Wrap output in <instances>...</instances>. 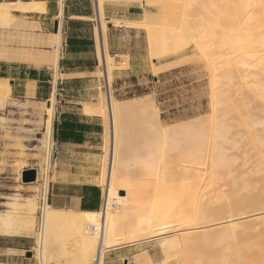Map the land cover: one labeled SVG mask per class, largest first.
Listing matches in <instances>:
<instances>
[{
    "label": "bare ground",
    "instance_id": "6f19581e",
    "mask_svg": "<svg viewBox=\"0 0 264 264\" xmlns=\"http://www.w3.org/2000/svg\"><path fill=\"white\" fill-rule=\"evenodd\" d=\"M95 1L98 61L107 66L110 79L112 69H108L110 68L108 64L114 63V57L106 49L104 40L107 23H111L112 20L107 19L104 14V4L107 0ZM186 1L184 0V3ZM235 1L238 4L233 10L229 7L234 3L231 6L228 4L229 11L227 9L221 11L224 22L221 21L223 19L217 20L223 24L222 31L218 32L211 27L212 30L207 32L208 40L219 42L224 49L210 57L208 61L211 68L210 81L214 90L211 92L213 113L209 118L208 128L204 127L202 122H191L182 125L178 131L171 134L160 120L158 107L151 99L153 97L145 101H139L134 97L127 103L118 100L113 91L111 99L107 100L106 106L102 108L86 103L82 112L86 115H103L109 129L106 134L107 159L101 178L105 186L103 208L95 211L56 208L48 201L56 114L55 85L51 98L42 102L48 138L43 185L39 192L36 190L39 193L37 195L12 194L10 206L0 211V235L25 238L37 236L39 249L33 255L39 258L41 264H61L59 261L54 263L53 259L62 255H67L73 260L69 256L72 254L73 245L79 247L77 253L79 264H104L106 250L115 246L116 241L128 243V239L143 235L150 228L161 235L160 245L166 255L165 261L168 258L170 260L172 254L181 246L185 247V244L205 243L203 244L205 251L209 244L212 247L216 244L219 248L216 252L214 248L208 249L209 253L215 252L211 256L207 255L208 251L205 254L202 248L200 251L194 248L199 251V255L201 251L207 255V257L204 254L200 255L201 258L207 259L206 262L205 258L204 262L196 259L202 264H264V0ZM222 2L226 0H221ZM141 3L144 7L148 6L146 0H142ZM227 3L229 2L222 4L224 8L227 7ZM59 5L61 8L59 18H62L64 0H59ZM211 7L213 17L216 14L220 19L217 7L213 4ZM15 11L45 12L46 2L36 0L0 2V40L5 26L15 22L18 24ZM165 11L167 13L160 21L153 19L147 12L143 19L127 20L125 23L135 28L141 24L146 25L152 50L167 55L196 40L193 30L187 23L184 24L186 22L184 19H182L184 22L178 23L174 11L169 8ZM62 20L58 21V30L53 33L54 49L27 48L20 56L24 63L37 67L52 65L56 72L58 71L64 42ZM113 22L117 25L123 24L121 20ZM21 24L25 27L30 26L27 23ZM257 47L262 48L260 55L255 54ZM1 53L6 57V52ZM234 53L235 57L232 56ZM220 63L223 66L219 68ZM171 65L167 63L166 67ZM153 68L157 73L160 70L156 64ZM220 76L223 81L218 79ZM235 82L240 85L235 87L240 93L237 92L239 95H235L237 98L234 96V103L233 95L230 94H236L233 93L235 90H231L234 89ZM12 86L7 77H0L1 109L6 108L5 102L12 94ZM227 96L229 99L232 98L231 101L234 103H231L232 109L229 110L236 113L249 142L255 149V154H251L256 156L255 162L253 161L255 158L251 157L250 151L245 148L246 150L241 153L243 160L235 166L237 159H241L238 150L240 147L237 146L242 144L238 142L241 140L237 141L233 137H239L240 133L235 132L232 138L230 137L232 132L230 136L227 135L233 127L226 123L227 118L231 117L228 111L223 109L225 112L221 113L216 107L218 103H223V98ZM136 110L151 118L145 129L144 139L141 136H134L131 131V119L138 113ZM216 112H220L218 116ZM256 114L262 116L261 119H257ZM241 136L244 138V135ZM228 140L233 147H237L239 155L236 154V159L229 153L230 148L226 145ZM141 150L144 153L138 154ZM170 151L172 155L175 152V159L171 160L175 165L170 161L171 158L168 159ZM169 162L172 166H169ZM135 166L140 167L143 173L139 184L133 182L131 175ZM234 169L239 172V179L234 176ZM222 177L231 178L228 191L222 189L220 185L217 186L218 180ZM170 181L178 187L177 191L171 194L168 189ZM39 211L41 215L37 235L34 225ZM50 244L57 247L55 251H49ZM140 256L142 258L144 255ZM146 256L150 260V253H146ZM136 259L138 263V256ZM125 263H128V260Z\"/></svg>",
    "mask_w": 264,
    "mask_h": 264
},
{
    "label": "rangeland",
    "instance_id": "374dc122",
    "mask_svg": "<svg viewBox=\"0 0 264 264\" xmlns=\"http://www.w3.org/2000/svg\"><path fill=\"white\" fill-rule=\"evenodd\" d=\"M141 1L142 0H107L105 1V3L107 2L121 6L139 4L143 7L140 20L146 16L147 12H149L153 19H155L156 21H160L165 16V13H167L165 9L169 8L172 12L174 11V15L178 17V23H181L182 19L186 21L182 22H184V24L187 23V26L189 25L190 29L193 30L192 33L196 41L189 43L181 50L172 51L167 55L160 54L154 49L152 50L153 47L149 42V30H147L148 28L146 25L141 24L138 28H135L128 26L125 23V21L127 20H121L119 18L110 19L112 20L111 23L114 24L115 28H120V26H124L123 28H132L135 30L132 35H122L121 37L116 38L115 45L117 50L116 52L110 51L107 43V33L108 26H110V22L107 23L104 41L106 43V49L114 57V63H109L108 67L110 65V68L108 69H112V78L110 79H112V82L114 84L115 97L118 100L125 101L127 103L131 102L130 99L134 97L137 98V100L139 101H145L148 98L153 97L151 99L155 101L158 107L160 120L168 128L171 134H173L175 131H178L182 125L191 122H202L204 124V127L208 128L210 125L209 118H211V114L213 113V102L211 92H214L210 81L211 68L208 61L210 57L219 54L224 49L222 46H220L219 42H212L208 40L207 32L212 29H216L218 32L222 31L221 25H223L222 22H224V19L221 11L224 12V9L225 11L226 9L228 10V4L229 6H231L234 3L233 6H231L232 9L231 7H229L230 10H233L238 4H236L237 1L226 0V2L229 3H227V7L225 8L222 4L226 2L221 3V0H187L186 2L188 4L186 2L185 4L184 0H146L148 4V6L146 7L142 5ZM153 3L156 5H153ZM184 4L186 6H184ZM212 4L215 5V7H217V9L219 10L220 19H218L219 16L216 17V14L213 17V13L211 12ZM219 4L222 6H219ZM26 14L29 13H24L20 16L15 14L18 19V24H15V22L9 26H5V28L3 29V37L0 40V55H2V51L6 52L7 55L6 57L2 55V57H0V61L23 62L20 56L23 52H25V49L27 48L42 47L47 50L54 49L53 33L50 34L51 32H54V30H43V32L41 31L39 33L38 31L41 30V24L39 22H35V18L33 17L28 18ZM115 20H121L123 21V24L117 25L113 22ZM217 20H221L222 22H218ZM21 23H27L30 26L25 27ZM198 44L199 46H196ZM98 46L99 45L97 42V54L99 58ZM257 49L258 50L255 54L260 55L262 52V48L257 47ZM232 56L235 57L236 53H234ZM152 57L156 58L153 59ZM183 59L184 61L182 62ZM179 61H181V63ZM167 63L172 64L171 67H166ZM135 64L137 66H135ZM154 64H156V67L160 69L158 73L154 72ZM44 66H47L48 68H50V70L54 72L55 87V85L57 84V78H64L65 76L60 74L59 69L56 72L55 68L52 65ZM218 66L220 68L223 65L222 63H220ZM247 66L251 68L249 65ZM10 72L14 73L13 70ZM221 72L222 71H220L219 69V73ZM97 75L102 79L103 72L101 64L99 66V71ZM218 79L223 81L222 76L218 77ZM234 81L237 82V79H235ZM9 83L12 85L10 81ZM238 85L239 84L237 83L236 85L234 84V89L232 88L231 90L234 91L235 87H240V85ZM237 92L240 93V91L235 90L233 93L236 94H230L231 96L233 95V100L232 98L229 99L230 97L227 96L225 97L227 101H224L225 98H223V103H218V105L216 106L221 113L225 112L224 110L228 111L229 116L231 117L230 119L227 118L226 123H228V125H233V127L227 135L230 136V133L232 132V135L230 136L232 138L235 132L239 131L240 133L238 135L239 137L235 135V137H233L237 139V141L241 140V142H238L239 144H242L240 146H237L238 148L240 147V149L238 150L240 152L241 159H237V161L235 162V166H238L239 163H241V161L243 160L241 153L244 150H249V155L255 154V149L249 142L248 136L245 133L246 131H244V128L240 124V120L237 118L236 113L232 110H229L232 109V104L235 103V97L239 95V93L237 94ZM29 96V93L28 96H16L13 94L12 91L11 96L5 102L6 108H0V211L5 210L10 206L9 201L12 199V194L37 195L39 194L37 192H39V189L42 187L44 182V164L48 156V138L46 135V114L44 110V104L42 102L47 100H37ZM106 102L107 97L102 89L101 81V86H99V97L97 101L91 102V104L96 107L99 106L98 108H102L103 106H106ZM86 103L90 102H85L84 105ZM59 106L60 102L58 98L56 99L55 118L60 110ZM136 111L138 113L131 119V131L134 136H141V138L144 139L145 129L149 125L148 123L151 122V118L149 116L143 115L142 113H139V110ZM220 112H216L217 116ZM259 115L256 114L257 119H261L262 116ZM101 118L103 119L105 125L104 144L102 145L100 154L93 156V158L89 160L88 166L89 169L95 171L96 176L92 178V182H96L101 186L103 190L104 200L105 186L102 184L101 178L105 159H107V150L105 149L108 148L106 134H108L109 131L107 130L109 129L105 117L102 115ZM241 135H244V138ZM53 139L54 143L51 149V166L49 169V180L51 187L57 179L66 180L68 174L72 172V168L70 166L66 165L63 161H61L60 158H57L60 148L57 143L56 135H53ZM226 143V145H228V147L230 148L229 153L233 155L232 158L236 159V154L239 155V152H237V147H233L229 140ZM172 151H170V153ZM143 153L144 151L141 150L138 154ZM174 153L175 152H173V155L172 153L169 155L168 159L171 158L170 161L172 159V161H174ZM252 156L254 158L256 157L254 155H251V157ZM255 160L256 158L253 161L255 162ZM171 162L168 163L169 166H172L173 163V165H175V162H172V164H170ZM251 162L249 163V165H251ZM254 162L252 163V165L254 164ZM28 169H35L36 172L38 171L36 180L29 182H25L23 180V173L25 170ZM132 169L133 170L131 175L133 178V182L135 184H139L143 177L142 170L138 166H135ZM233 173L234 176L239 179V172L237 171V169H234ZM248 175L249 174H247V177H249ZM230 180L231 178L222 177L218 180L217 186L220 185L222 186V189L228 191L230 189L231 184ZM170 183L171 184L168 185V189L171 194L173 191H177L178 187H176L173 182L170 181ZM36 190L38 191L36 192ZM39 202L41 203V201ZM40 203L39 205H41ZM102 208L103 206L100 209ZM40 215L41 213L39 211L37 213V220L34 225V231L36 232V234L39 232ZM160 236L161 235L158 232L154 231L153 228H150L148 229L147 233L132 238L133 240L128 239V243L122 244V241H116L115 246L106 250L104 264H106V260L109 259V250L125 245L128 246L129 251L127 253L126 259H124L123 264H197L201 263V261L204 262L203 259L207 257V255L211 256L213 255V253L215 254L216 249L219 248L216 246V244L213 247L210 246V244H207L209 248L206 246V250L208 251V249L212 250L214 248L215 252L213 251V253H209L208 251L209 254L205 255L207 252L204 250L205 248H203V244L205 243L185 244V247L181 246L182 249L180 247L177 252H174L175 254H172L170 260L168 258L165 261L164 259L166 258V255L160 245ZM71 243L75 244L73 241H71ZM18 246L22 249H29L30 251H32V254H35L38 252L39 249L38 237L36 236L35 238H25L6 237L0 235V259L5 262L11 261L13 256L19 254L24 255L26 257H33L34 263L36 261L35 264H41L38 257H35L34 255L28 256L27 252H25L24 250L14 249ZM55 248H57L55 247V245L50 244L48 249L51 252L55 251ZM194 248L199 249V251L202 248L203 250H201L205 254L201 253V251L200 255L204 254L205 257L201 258L198 253L199 251L195 250ZM71 250L73 251L72 254L69 256H71L73 260L70 257L68 258L67 255H62L59 257H55L53 259V262L56 263L57 261H59L61 264H79V262H77V253L79 247L73 245L71 247ZM193 251H196L198 254ZM145 252L148 254L150 253L151 262L147 256L145 257ZM140 255L144 256H142L141 258ZM137 256L139 258L138 263L136 261ZM196 259H200L201 261L198 262V260ZM70 260L71 262H69ZM127 260L128 263H125V261ZM206 260L207 259L205 258V262ZM193 261H195V263Z\"/></svg>",
    "mask_w": 264,
    "mask_h": 264
},
{
    "label": "crops",
    "instance_id": "0c3cea01",
    "mask_svg": "<svg viewBox=\"0 0 264 264\" xmlns=\"http://www.w3.org/2000/svg\"><path fill=\"white\" fill-rule=\"evenodd\" d=\"M19 0H0V2H15ZM31 1V0H21ZM46 2L45 12L26 14L35 18L43 30H54L55 23L62 20L64 44L58 69L64 78L57 82L56 99L59 98L60 110L53 125V135H56L59 145L57 158L72 168L66 180H56L50 184L48 201L56 208L78 209L84 211L99 210L103 206V190L99 184L92 182L95 171L89 169L88 162L93 156L99 155L104 144L105 125L99 115H86L82 112L85 102L97 101L99 86L102 79L99 71L97 41L95 28L97 10L95 0H64L63 15L59 0H36ZM143 7L139 4L127 6L104 4V14L107 19L140 20ZM20 16L24 14L15 11ZM95 18V19H94ZM107 43L110 51L116 52L115 39L122 35H132V28H115L109 23ZM54 32H51L52 34ZM133 65V59H132ZM135 66H137L135 64ZM14 71L11 73L10 71ZM7 77L12 83L13 94L28 96L37 100H48L54 89V72L47 66L37 67L24 62L0 61V77ZM63 85L64 92H59ZM16 250L30 251L21 247ZM129 248L127 245L109 250L106 264H123ZM32 252V251H31ZM33 256V254H32ZM36 263V261H35ZM33 257L16 254L11 261L0 264H35Z\"/></svg>",
    "mask_w": 264,
    "mask_h": 264
},
{
    "label": "built area",
    "instance_id": "2783aa9c",
    "mask_svg": "<svg viewBox=\"0 0 264 264\" xmlns=\"http://www.w3.org/2000/svg\"><path fill=\"white\" fill-rule=\"evenodd\" d=\"M63 44H64V42H63ZM61 52H62V50H61ZM98 66H100L99 61H98ZM101 67H102V72H103V76H102V89L105 92V95L107 97V100H110L111 99L112 92L114 91V84H113V82H110V79L108 77L107 66L101 64ZM58 78H57V82H58ZM56 90H57V87H56ZM64 90L65 89H64L63 85L61 84L59 86V92L60 93H63ZM110 153H111V151H110Z\"/></svg>",
    "mask_w": 264,
    "mask_h": 264
},
{
    "label": "water",
    "instance_id": "95a60500",
    "mask_svg": "<svg viewBox=\"0 0 264 264\" xmlns=\"http://www.w3.org/2000/svg\"><path fill=\"white\" fill-rule=\"evenodd\" d=\"M57 30H58V23L56 22L54 26V31H57ZM36 178H37V172L35 169H28V170H25L23 173V180L25 182L34 181L36 180ZM27 255L32 256V252L28 251Z\"/></svg>",
    "mask_w": 264,
    "mask_h": 264
}]
</instances>
